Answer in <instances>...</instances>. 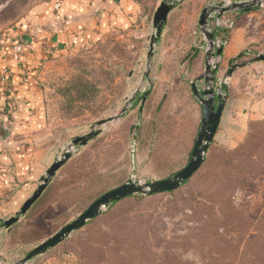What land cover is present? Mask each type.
<instances>
[{"label":"rangeland","instance_id":"1","mask_svg":"<svg viewBox=\"0 0 264 264\" xmlns=\"http://www.w3.org/2000/svg\"><path fill=\"white\" fill-rule=\"evenodd\" d=\"M47 1L0 0V34L26 17L33 7ZM59 1L62 3V0ZM133 1L138 3L145 21L142 18L130 31L112 34L99 41L96 33L78 51L61 53L44 65L42 84L51 124L48 142L53 146L57 159L64 156L75 138L87 135L97 122L119 115L128 100L135 93L138 96L120 120L105 126L102 133L87 146L73 148L72 159L57 173L49 191L44 192L38 204L18 223L11 229L0 223V264L21 261L93 203L85 205L83 200L86 196H75L71 193L73 186L66 185L71 179L81 183L83 176L77 175H84L86 171L80 172L77 165H80L78 160L84 154L89 156L87 169L90 164H98L99 173L111 170L112 175L124 181L123 184L130 179L142 182L161 180L164 170L179 166L182 161L180 170L187 166L190 159L183 160L186 154L181 153V142L176 141L171 146L168 153L170 164H166L164 162L169 159L163 162L154 159L157 153L156 135L145 140L138 137L142 127L157 120L159 103L164 94L172 89L175 92L167 100L169 106L165 114L168 112L174 118L173 129L179 128L176 137L181 138V130L196 124L193 109H197V105L189 98L192 91L191 87L188 91L186 84L192 76L187 72L188 65L182 66L181 62L189 48L169 51L166 49L169 38L163 32L149 65L154 14L164 0ZM210 1L184 0L177 6L181 5L180 9L187 14L195 13L196 18V13ZM263 11L264 7L255 11L261 12L258 16L240 21L241 26L248 25L246 29L253 40L256 38L247 49H254L258 54H264ZM180 18L179 14L178 20ZM182 22L188 26L193 23V27L196 23L193 17L191 20L182 18ZM254 57V54L250 55L251 59ZM220 77L223 75L220 74ZM148 91L150 96L141 109L142 98ZM262 158L255 163H264ZM252 164L246 167L252 169ZM222 166L213 163L209 176L218 174L223 178ZM260 175L252 189L255 193L242 189L233 181L227 185L220 184L221 195L230 196L234 206L244 209L245 216L248 215L243 221L237 214L230 223L233 227L230 230L209 225L207 208L203 204L191 203L192 197L185 196L193 189L203 192L210 187L202 182V178L196 177L192 184L185 187L184 195L176 198L178 201L155 196L144 203L127 201L114 209L110 206L67 241L28 264H38L47 255L59 254L71 256L76 264H229L241 251L254 250L255 246L246 250L248 236L263 231L260 222L251 220L259 211L264 212V172ZM103 187L98 186L93 193L104 191Z\"/></svg>","mask_w":264,"mask_h":264},{"label":"crops","instance_id":"2","mask_svg":"<svg viewBox=\"0 0 264 264\" xmlns=\"http://www.w3.org/2000/svg\"><path fill=\"white\" fill-rule=\"evenodd\" d=\"M55 1L48 0L33 7L26 17L0 34V77L6 73L7 84L11 89V92H7L5 85L0 83L2 223L21 211L57 160L54 148L48 142L51 124L46 91L42 84L44 65L61 53L78 51L96 33L99 41L112 34L130 31L142 18L145 21V17L141 16V8L133 0H62L59 10L55 9ZM180 8L181 5L171 11L163 32L169 38L166 48L169 51L173 48H189L187 53L192 48L200 51L198 72L193 75L186 67L192 82L202 75L205 67V53L201 50L202 36L198 27L204 8L196 13V18L195 13L190 15ZM260 13L245 14L243 19L250 20ZM179 14L181 18L178 20ZM237 14L242 13H232L226 17L230 18L233 26V16ZM192 17L196 22L194 27L193 23L188 26L182 22V18L191 20ZM246 26L240 24L225 43L222 75L232 60L256 40L248 34ZM16 44L23 46L20 61L13 59V47ZM226 92L228 99L214 143L234 149L245 141L251 122L264 120V62L251 63L235 71ZM196 105L193 116L199 130L202 109L198 101ZM38 264L76 263L71 256L59 254L47 255Z\"/></svg>","mask_w":264,"mask_h":264},{"label":"trees","instance_id":"3","mask_svg":"<svg viewBox=\"0 0 264 264\" xmlns=\"http://www.w3.org/2000/svg\"><path fill=\"white\" fill-rule=\"evenodd\" d=\"M245 14H237L233 16L234 26L232 29H214V35L216 39H220L222 42L227 43L233 33V31L240 26V21L245 17ZM169 19L165 24L164 29L167 27ZM258 55V52L254 49H246L243 51L236 59L232 60V64L235 63H246L251 60L250 55ZM183 64L188 65V70L191 74H196L198 72V66L201 62L200 51L197 48H192L185 57H183L182 61ZM185 83V82H184ZM187 88L190 91L191 81H187ZM185 84V85H186ZM183 89V88H182ZM88 89L85 90L87 92ZM184 90V89H183ZM175 89L168 90L161 102L159 103L157 109V120L155 122H151L149 125H146L140 129L139 132V139L145 140L147 138H152L154 135V143H155V152L156 155L154 156L155 161L162 160L161 162L165 161L166 159L170 158L168 155L171 146L177 141L182 143V150L181 153L186 154L185 158L188 161L191 157L194 144L196 141V136L198 133V127L195 124L188 125V127L182 131V136L176 137L177 129L174 126V118L168 115V112L165 114V110L168 111L167 100L171 98V95L174 94ZM185 92V91H184ZM150 96V94H149ZM149 96L147 97L144 105L146 104ZM192 99L193 102H197L194 96L191 94L189 97ZM136 101V100H135ZM144 108V106H143ZM170 108V107H169ZM165 114V115H164ZM173 122V123H172ZM175 134V135H174ZM153 135V136H152ZM152 136V137H151ZM150 139H148V142ZM177 149V148H176ZM179 150V149H178ZM116 154V151L113 152V155ZM264 155V120L261 121H253L250 123L249 132L245 141L239 145L237 148L229 149L227 147L218 145L213 143L211 146L208 156L200 168V170L183 185L177 192H169L160 195H154L150 197H143V196H132L126 199H123L119 202H115L111 205V208L114 209L116 206H119L127 201H132L134 203H144L148 200L153 199L155 196H159L160 198H170L168 200L172 201L174 198L176 199L179 195L186 192L185 187L192 184L193 179L196 177H200L203 179V183L206 186H210L205 191H197L193 189L188 191L185 196L191 198V203L193 204H203L208 210V224L211 226L218 227L224 230H230L233 227H230V223L234 219V217L239 214L241 220L246 221L245 211L244 209H238L232 203V198L230 196L225 197L221 195L220 191V184L227 185L229 182L233 181L237 184V186L241 187L242 189L248 190V192H252L256 186L255 182L257 179L263 175L264 172V163L257 164L255 160L261 159ZM166 156V157H165ZM88 155L84 154L78 160L77 165L81 171H86L83 173H79L77 177H82L81 183L78 184V181L71 179L69 182L67 181L66 185H72L71 193L76 195H85L86 198L83 200L85 205H88L94 202L98 197L102 194L107 193L112 189H115L121 186L124 181L118 178L117 176L112 175L111 170H107L105 174L98 172V164H90L89 169L87 166L89 165ZM263 159V158H262ZM223 164L222 173L225 175L223 178L220 175H215V177L209 176V171L215 167L213 163ZM166 164H170V159L166 162ZM184 161L181 162L183 164ZM253 163V168L248 169L246 165ZM168 168V170H164L161 174V180L167 179L177 172L180 171V165ZM66 165V164H65ZM80 166V167H79ZM91 168V170H90ZM100 181V183H98ZM89 182V183H88ZM98 186L103 187L104 191L100 193H93ZM196 190V191H195ZM49 191V186L45 191V194ZM254 192V191H253ZM255 193V192H254ZM44 194V195H45ZM43 195V196H44ZM41 200V199H39ZM39 200L35 203L38 204ZM189 201V200H188ZM34 205V206H35ZM99 217V216H98ZM97 217V218H98ZM95 218L94 220H96ZM255 223L260 222L261 227H264V212L257 213L254 218H251ZM2 223V222H0ZM253 223V224H255ZM15 225V224H14ZM4 226V224L2 225ZM9 227L8 229H11ZM263 231H259L258 234H252L248 236V247L246 250L251 249V246H255V249L250 251H241L239 255H237L233 261H229V264H264V228L261 229Z\"/></svg>","mask_w":264,"mask_h":264},{"label":"water","instance_id":"4","mask_svg":"<svg viewBox=\"0 0 264 264\" xmlns=\"http://www.w3.org/2000/svg\"><path fill=\"white\" fill-rule=\"evenodd\" d=\"M183 1L184 0H164L156 10L153 19L154 35L151 37L148 52L149 65L154 57L156 46L162 37L169 14L175 9L178 3ZM263 7L264 0H234L233 2H227L226 0H212L201 12L198 27L202 36L201 50L205 53V67L202 75L191 82V91L202 109V120L187 166L164 180L142 182L130 179L125 184L108 191L94 201L86 211L74 221L70 222L56 234L41 242L21 261L14 264H28L32 260L43 256L62 242L67 241L73 233L84 228L89 222L104 213L113 203L132 196L150 197L178 191L200 170L214 143L215 135L220 126L222 114L228 99L226 90L233 73L251 63L264 62V54H258L246 63L231 64L223 77H220L225 43L218 41V39L215 38L212 27L226 15L228 16L232 13L248 14L258 11ZM146 75H148V72ZM149 94L150 91L146 92L143 96L141 109L143 108ZM137 96L138 93H135L134 96L128 100V104L119 115L97 122L95 126H93L91 132L87 135L75 138L70 148L64 153V156L57 159L48 169L46 175L42 178L38 189L33 196L25 202L21 211L15 217L4 222L5 227L9 228L18 223L42 197L60 169L72 159L73 148L87 146L102 133L105 126L114 121L120 120L128 112Z\"/></svg>","mask_w":264,"mask_h":264},{"label":"built area","instance_id":"5","mask_svg":"<svg viewBox=\"0 0 264 264\" xmlns=\"http://www.w3.org/2000/svg\"><path fill=\"white\" fill-rule=\"evenodd\" d=\"M61 6H62V3H60V1L57 0L55 3V9L59 10ZM232 28H233V22L229 18H226V17H223L221 20L216 22V24H214L212 27L213 31L214 29H232ZM218 41H221V40L218 39ZM22 53H23V46L21 44H16L13 47V59L15 61H20ZM220 74H221V71H220ZM0 83L2 85H5V87L7 88V92H11V89H9V86L7 84L8 80L6 78L5 72L2 73V76L0 77Z\"/></svg>","mask_w":264,"mask_h":264}]
</instances>
